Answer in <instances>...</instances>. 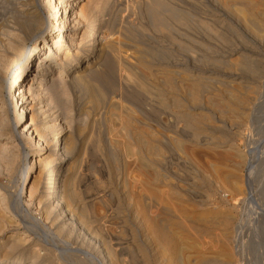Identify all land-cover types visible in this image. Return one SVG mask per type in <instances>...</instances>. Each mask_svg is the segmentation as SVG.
Segmentation results:
<instances>
[{"label":"rangeland","instance_id":"rangeland-1","mask_svg":"<svg viewBox=\"0 0 264 264\" xmlns=\"http://www.w3.org/2000/svg\"><path fill=\"white\" fill-rule=\"evenodd\" d=\"M8 1H11V0H5V1L0 0V5L5 2V6L7 7V8L5 7V10L7 9L9 11V9H12V5L9 4ZM135 1L138 3V0H135ZM135 1L134 0H124L123 4L117 5L118 3H115L114 6L107 8L108 11L106 10L107 11L106 13H108V15L112 14V16H115L117 18L116 19L117 22H119V25L117 23V26L119 29L115 28L117 29L115 31L116 34L114 33L113 35L114 36L113 38H116L115 47L117 49L113 47L112 50L110 49V52L109 51L107 52L108 55L106 54L107 56L105 57V64H103L102 66V69L104 70L101 69L100 71L101 73L99 74L100 76L98 75L96 78H94L93 80H96V81L92 80L93 84L90 85L92 88L95 87V90L93 91L97 90L96 93L101 92L98 90L99 87L101 88L99 89L102 90V92L105 91L103 93V94L105 93L107 94V95L105 94L106 95L105 100L101 102L99 105H96L91 100L90 98L91 92L87 88L81 87V85L64 86L66 84L59 83L60 89L57 90L56 96L55 95L52 96L51 98L47 99V102H46V105H47L46 113L47 114L49 113L48 115H50V117L52 118V119H49L50 120L49 123L53 125L55 124L54 126L56 129V132H58L57 134L58 140L56 144L59 145L62 142H65V145L67 144L69 145L71 149L72 147H73V150L75 149L74 151L73 150L71 151V154L72 152L74 154L72 155L70 154L68 162H67V166H71V169H72V170L70 169L72 171L71 172L72 173V185L74 188L73 191L75 190L74 191L75 204L71 207V210L75 214L74 218L76 220L80 214L82 215V213H79V210L80 212L82 211L83 214L85 213L84 214L85 220H83V222L85 221L84 222L85 224L83 226H80V224L77 223L78 220L77 221L75 219L65 220L67 218L65 216H62V214H60L59 211L57 210H56L57 212L53 211V215L48 218L49 220L48 219L46 220L44 213H43V208L38 207L36 203H28V204L23 203L20 206L18 205L16 206L15 203L11 201L12 199H9L10 201L8 203V208L9 210L15 212L14 217L17 220L16 221L17 225H15L14 227L10 226L9 228H6L7 229L6 234L9 235L10 233H17L19 237L22 238L24 247L27 245L26 248L22 246V248L20 249V252H21L20 254H17L19 253L18 252L19 250L16 251L17 253L13 251L11 253L13 255L9 253L10 254L9 256L11 258H14V257L21 258L22 257L23 262L25 264H30L28 252L29 251L32 252L35 249L34 251H36L40 255H43L46 252L50 253L49 262H45L46 264H51V263L52 264H63V263L64 264H105L104 261L102 260L100 250L104 248L103 246L108 245V247L112 248V250H114L113 248L118 249V251L115 250V252L118 254L119 258L121 259V264H146L147 262L148 264H157L158 261L156 260L159 259V255H161L163 259H167L169 255L166 250L164 251L162 247L160 248V246L155 241H153V238L151 236H149L148 238L149 240L144 239L145 238L143 236L144 233L143 232L141 233V231H143V227L146 225V223L145 224H142V223L146 222L147 218L145 217L142 211L141 205L142 206L145 205V207L147 208L148 216H149L148 218L154 217L155 220L160 219L161 221H163L166 217H168L169 218L168 222L169 223L171 222V224H175L177 220H180V218L181 220L183 219V216L181 215L183 208H181V206L185 207L186 209H188V210L185 209L186 215L188 216L185 219L186 222L183 219L184 224L185 223L189 224L188 226L185 224L186 229L190 227V225H192L193 227L191 226L190 228H188L189 230L188 229L185 230L186 232L182 231V233L186 235V233L189 231L188 234L190 235L187 234L188 236L192 237V235H195L193 237H197V238L201 237L202 234L204 233L200 232L202 233L201 235L200 233H198L200 236L197 234V232H199L200 230L196 228L197 226L194 224L195 220L193 219L195 218L197 219L199 214L204 212L201 210V208L205 207V205H201L203 204L204 201H205L204 204H208L211 209L221 208V209L228 210L231 208L230 210L233 212L235 216L234 217L235 219H233V221L231 222L233 226V230H234L235 223L238 220V216L240 217V215L243 214L242 213L243 212L242 208L244 206L243 201L237 200V203L239 205H236L237 203L233 205L234 199L232 200L231 198L233 197V195H229L228 197H226L227 199L226 198L224 199L223 198V188H220L218 185H217L218 189L216 188V184L214 183L215 175H213L214 173L211 168V162H213L216 159H220L217 153L218 151L222 152L223 148L220 146L215 147L216 152L210 149V147L213 146V144L211 143L212 140L210 139L211 132H209L210 128L209 127L207 128L206 124L204 123L206 122L208 123L210 116H212V113L210 111L213 110L214 107L217 108V106L215 105H218V104H220L218 105V107L223 108V110L225 111L224 114H226V117H229V115H231L230 113L231 111H227L229 109L226 110L227 107L224 106L225 102L227 101L225 100V98L228 95L226 90L222 92L221 90L224 89L222 87H221V90H212L213 87H216V85L218 86L220 85V84H217L216 82H219L221 80L222 81L230 80L231 77L230 76L227 77V75L235 73L238 76H240V78L244 77L245 79L243 80H246V81L248 80L249 82L252 83V85L254 84L258 85V91L256 93H252L253 96L255 97L253 104L254 102L256 103L257 100L262 101L264 99V87L262 85V81L264 80V77L260 78V74H258L257 76L252 75V77L254 78H247L249 76L251 77V75H249L248 73H244L237 69L235 70L234 67L233 68L228 67V64L230 65V62H232V60H235V59L237 60L238 57L240 58V60H242L243 58L245 59L246 57H248V59L258 58L259 60L252 64L258 69L259 72H261V70L264 67V63L260 60L262 58V51L259 50L257 52L258 43L260 42L258 40L260 39L257 38L256 36H254L256 38H253L252 35H251L252 37L250 36V33L247 32V30L244 28V25L241 22H239V19H237L238 17H236L237 15L233 10L234 7L244 8L248 0H160V1H163L165 4L166 3L168 4V6L166 7L170 6V8L172 7L174 9L173 11H175L174 12L175 14L173 13L172 10H171L172 12L165 11L167 15L163 12L162 17H163L165 26L157 22L153 18L152 14L151 13L148 14L149 12L148 11L146 12L142 6L141 7L137 6L139 5L141 0H139V3L137 5ZM263 1L264 0H253V2L254 3L256 2L257 4L256 8H259V9L263 8L262 7L264 3ZM175 6L178 8H176ZM230 9H232L233 11H231ZM169 12L172 13L170 16L168 15ZM50 13H52V9L49 10V14ZM164 14L167 16L165 20H164V16H165ZM175 16H177V18ZM177 20H179V22L181 21V23H179ZM183 24H186V25H183ZM255 26L258 27L259 29H262V28L264 29V27L260 28L259 25L257 26V24ZM258 28H255V30H257ZM257 31L259 32L260 30H257ZM246 32L247 34H245ZM102 35L105 37H110L112 34L109 33V31H105ZM251 38L253 39V42H250L249 39ZM247 42H249L250 44H248ZM251 45L256 46V47H253ZM249 47L251 48L249 49ZM254 48L255 49L257 48V49L252 50ZM114 49L116 50L115 52L119 51L120 55H124V56L127 55L126 57L129 60L130 59L132 60L133 57L134 59L132 61H135L137 59L140 60V58L142 60H146V61L148 60L150 61L149 62L150 67L151 66L154 67L155 65V68L159 66L161 67L162 65V67L164 66L166 70L168 71L170 70L168 72L170 76H177L180 71L181 74L179 75H182V76L185 75V77L188 76V74L189 75L191 74L193 76H207L210 78H214L216 82L209 80L210 81L209 84L211 83L209 88L208 89L203 88V89H206V91L201 90L202 89L201 88L199 91H203V92H200V93L198 92L200 95H198L199 98H197V100L198 99L199 100L198 101L196 100V102L193 103L192 102L193 100L191 99V97L189 98V96H192L190 94L192 93L191 92L192 90L189 87L190 85L189 82L179 87L177 86L178 89L176 90H175L176 87L173 86L172 87V89L174 90L173 92L172 90H170L171 86L169 87L168 86L169 84L167 83L166 85V83L164 82V79H163L165 78L163 76L164 74L162 75L159 73H158L159 75L154 74V77H153L150 74L152 72L151 70L144 69L143 71H141L142 68L139 67L138 69H134V71L136 70L134 72L135 73L134 76L136 78L138 77V75L139 77L142 76L143 85H144V88L142 87L143 93L142 94L140 93L137 95V93H139L142 89L141 86L140 87L135 86V88L138 87L137 89L139 90V92L135 88H132V89L130 88L131 90L126 89L127 91L123 90L120 93L119 90L117 89V85L116 86L113 85L112 87H111L112 85L111 83H110L111 85H109L110 81L114 83L113 75L116 70L115 65L111 59L112 56L110 55ZM154 52H156V54H154ZM139 55H142V56H139ZM128 56H130L131 58ZM249 63H251L250 60H249ZM176 70H177V73L175 72ZM183 70L187 75L184 72L182 73ZM234 71H236L237 73ZM102 72L104 75L102 74ZM146 72L148 74H146ZM55 75H56V70H55ZM255 77L257 79H255ZM138 80L142 82L141 78ZM163 84H165L167 87ZM205 84H208V81H205ZM160 89H162L161 92L162 93L164 92L165 94L160 93L162 94L160 95L158 93L160 95V96L158 95L159 96L158 98L156 93L159 92ZM146 90H148V92ZM14 91H16L15 93H17L16 89ZM93 91L92 93L94 94L95 92ZM144 91L147 93L145 94ZM214 91L215 92L221 91V93L220 92H217L218 94L216 93L220 97V99L217 95H214ZM222 93L225 94V95L223 94L224 98L223 96H221ZM60 95H61V98H60ZM173 97L175 99L180 100L179 101L180 103L177 101V104H176V102H174ZM208 97H210L211 99ZM221 97L223 98L224 104H223ZM114 98L116 100H119L118 103L121 104L120 106L119 105L118 107L109 106V101ZM151 99L153 102L151 101ZM216 99H219V101L220 100L221 101L219 102ZM161 100H163L164 102ZM160 102L162 105L161 107L159 104ZM213 102L215 104H213ZM89 103H90V106H89ZM207 103L209 105L210 103H212V105L209 106ZM178 104L180 108L178 107ZM180 104H182V106ZM121 106L124 107L128 113L126 112V110L123 111L124 109L121 110ZM191 107L194 108V109H191L192 114H199V117H194V118L192 117L191 118L192 120H191L190 119L191 116L181 117L179 115L180 112L184 113L186 110H190L189 108ZM208 107L212 109H210L209 111ZM148 108L152 110H148ZM158 108L160 109V112H157L156 109ZM153 109H155L154 112H153ZM151 112L156 115H160L161 120H159L160 118L158 116L154 114L152 115ZM250 112L247 111V113H250ZM200 113L202 115L205 114V116L206 115L208 116V114H210L208 117L206 116L208 118V120L206 119L207 120L206 122L204 119H201L202 115ZM123 116L124 117L126 116V118L128 116L130 118V125L132 126L135 132L132 130L130 125L129 126L126 125L125 127V121L122 122ZM257 116L261 121H258L256 123H251L250 122L251 120L249 119V115H248V117L245 118L243 124L241 123L242 125H239L237 131L241 132L242 134L241 133L239 135L225 134L227 135L228 142L233 143V145L236 148H238L242 153L246 152L247 149L249 148V145L247 144H252V143H257L258 144L257 146L260 145L258 149L260 151L262 150L264 151V144H263L264 143V139H263L264 130H262V127L264 126L263 111L259 109L257 112ZM41 117L42 116L39 117V120L40 119L42 120ZM186 117L188 119H185ZM199 119H201L202 121H200ZM28 120H29V117H27V121ZM157 120L162 121V122H159ZM192 122H196V123H192ZM197 122H199L200 124H197ZM196 124L198 125L199 128L196 127L197 126ZM123 125L125 128L123 127ZM127 127H130L129 128L130 131H128L129 129H127ZM194 127L198 131L195 130ZM55 129L51 131L50 130L45 131L44 132L45 137L47 139L48 138L50 139L53 136L52 133L54 132ZM125 129H127L128 133L129 132L131 133V130H132V133L131 134L129 133V135H127L128 133L126 132V135H124L125 134L124 132L126 131ZM143 129L144 130L146 129L145 130L146 132ZM139 132L140 133L144 132L143 134L142 133L141 134L145 135V138H147L148 140L149 138L151 139L152 137H153V140L157 139L154 141L153 140L149 141L150 142L149 144L153 143L155 147L152 144L150 146H153L155 149L153 148L149 150V153L146 152L145 156L150 155L151 157L153 155L151 158L149 156L147 157L148 162L151 163L150 169L152 170H150L149 167H148V170H147V167L146 168L144 167V170L147 171V172L144 171V173L142 172L143 167L141 168L138 160H136L137 155L134 153L135 147L136 148L138 147L136 149L138 151L139 146L138 144H135L136 146H134V143L136 142V140L132 139L136 137L134 136V134L136 135V133H139ZM147 132L157 137H154V136L150 137L151 135L147 137L148 136ZM130 135L132 136V138ZM126 137L128 138L129 141L126 140L127 139ZM260 137L261 138L263 137V138L261 139ZM112 138H114L115 140L114 142H112L113 141ZM158 138H160V140H158ZM123 140L125 141L123 142ZM259 140L260 141L262 140V141L259 142ZM116 141L122 142L125 144H126V141H128L130 145L128 147V143L126 145L119 143L121 147L119 149L118 148L116 149L114 147L115 145L117 146L118 142L116 143ZM157 141L158 142L160 141V143H158ZM110 142H112V145L110 144ZM119 144L117 147H119ZM109 145L113 146V148L115 149L113 150V148H111ZM106 146H109L113 150V152H110L111 151L110 148ZM121 148L123 150H121ZM125 149H127L128 152H126ZM119 150H121V152ZM118 151L120 152V154ZM122 151H124L123 154H121ZM131 151H133L132 154H131ZM21 153H22L20 156L21 166L18 169L15 176L13 177L14 180L12 179V185H15V184L18 185L21 183L18 180L20 178V173L22 172V169L24 166L22 165L24 162L23 150L21 151ZM127 154L130 156H128ZM145 156L144 158L146 159ZM263 159L264 158L259 159L258 164H260V160H261L262 165L257 164V166H260V167L256 168L255 170V172L257 171L256 172L257 174L261 173V175L259 174V177H262V178H257L258 177L256 176L257 174L255 175L256 176L255 178L258 183L256 184L254 183V186L258 187L257 189H259V186L260 188L261 186H263V181H264L263 180L264 176H262L264 174V172L262 171L264 170V165H263L264 160ZM259 169H261L262 172H260ZM240 170H241V175L244 177L246 173L244 164L241 165ZM155 171L156 173L158 172L157 173L158 175L154 173ZM35 172H33V175L35 174ZM130 173L131 175H129ZM212 175H213V178H212ZM148 176L150 179L147 178ZM31 178L30 180H32ZM143 178L145 181L143 180ZM146 179L148 180V183L150 184L146 183L147 181ZM261 179L262 181H260ZM60 180H59V190L62 191L63 188H62V183ZM0 181H1L0 183H3V182L9 183V180H7V178H4V176L2 175H0ZM25 183L26 181L22 184V188L25 185ZM151 185H153L152 186L153 189ZM145 187L146 188L150 187L149 189L150 192L149 190L147 191L148 188L146 189ZM139 190L141 192L140 194H138ZM142 193L144 195H141ZM178 196L180 197L178 198ZM141 198H143V200L140 201L142 204L141 203H140L141 205L139 204V209H138L137 204L139 203V199ZM179 202H182V203H179ZM263 202L264 201H262V203ZM180 204H183V205H180ZM164 205H166V207ZM80 206L85 207L86 210L83 207L82 208L85 211L80 209ZM21 207L22 208L24 207V208L22 209ZM12 208H14L15 211L12 210ZM16 208L18 210H16ZM171 208L174 210H172ZM175 211L177 213H174ZM55 213H58V214H55ZM191 213L193 215H191ZM194 213L196 214V216ZM19 214H22L23 216L21 217L23 218H21ZM81 215H80V218L84 219V215H82L83 217ZM180 215L182 217L179 218ZM255 225H256L255 222H253V224L251 223L250 225H248L249 228L246 227L243 233V243L245 244L244 247L246 248V249L244 248V256L246 257L244 258L249 259V260L252 257L251 249L253 247L251 248L252 246L251 243H253V239H255L253 236H251L250 233L252 229L254 230ZM219 226L220 225H217V227L214 226L213 227L214 229L213 230L211 229L210 230L211 232L207 233V235H213L214 231H215L214 235H219V233L221 232L220 230L221 228H219ZM12 227L13 228L16 227L17 230L16 228L13 229ZM57 228H62L61 233L58 231L59 229L57 230ZM195 228L199 231L196 232ZM233 230H232L231 235H233ZM177 231L180 234L181 231L180 230H177ZM51 233H53L55 236H53V234ZM140 234H143V235H140ZM183 234H180V235H183ZM204 235H203L204 238L203 236L202 238L204 241L207 240L205 242V245L207 244L206 247L208 249H206L205 247L203 248L201 247V248L203 249V251H206L207 254L212 255V253L217 251V247L215 248V244H209L208 242L210 241L209 237L206 234ZM142 236L144 238H142ZM143 239L145 242L142 241ZM150 239L152 242L150 241ZM26 241L28 244L24 243ZM141 242L144 243V246L141 244ZM104 243H108V244L105 245ZM29 244L31 245L33 249L29 247L30 246ZM208 244L211 246L209 247ZM138 245L141 247V249L139 248ZM142 248L145 251L147 249L145 253L148 254L146 255L149 256L150 260L148 259V257L147 258H145L146 256L144 257L145 253L144 251H142L143 250ZM24 249L25 250L28 249V250L25 251ZM210 250L211 252H209ZM189 251L191 252V250L183 249V252H181L183 256L180 254L181 256L179 255V257L183 258L185 255H186L185 257H187L190 254ZM144 258L145 260L146 259L147 260L145 261ZM185 259L186 258H183V261ZM251 260L249 261V263L253 261ZM41 263L45 264L44 262H38L37 264H41Z\"/></svg>","mask_w":264,"mask_h":264},{"label":"bare ground","instance_id":"bare-ground-1","mask_svg":"<svg viewBox=\"0 0 264 264\" xmlns=\"http://www.w3.org/2000/svg\"><path fill=\"white\" fill-rule=\"evenodd\" d=\"M123 1L124 0H11V1H8V3L12 5V9H9V11L7 9H6L7 11L5 10V7H6L5 2L0 5V175L4 176V178H7V180H9V183H5V182L0 183V264H25L23 262L22 257L21 258H19V257L11 258L9 256L13 251L16 252L17 250H19L18 251L19 253H17V252L16 253L20 254L21 253L20 249L22 248V246L24 247L23 240L21 237H19V235L17 233H10L9 235L6 234L7 233L6 228H9L10 226L14 227L15 225H17V222H16L17 220L14 217L15 212L9 210V208H8V203L10 201L9 199H12L11 201L14 202L16 206L17 205L20 206L23 203L24 204L36 203V205L38 207L43 208V213H44L46 220L50 216H52L53 211L55 212L56 210L59 211V213L62 214V216H65L67 218L65 220H74L75 219L74 218L75 214L71 210V207L75 204V194H74L75 190L73 191L74 188L72 185V173H71L72 169H71V166H67V162H68L69 156L71 154V151L73 150V147L71 149L69 147V145H67V144L65 145V142H62L59 145L56 144V142L58 140V137H57L58 132H56V129L54 126L55 124L53 125V124L49 123L50 122L49 119H52V118L50 117V115H48L49 113L48 114L46 113V107H47L46 102H47V99L51 98L54 95L56 96L57 90L60 89L59 83L66 84L64 86L81 85V87L87 88L91 92L90 93L91 94V96H90L91 100L96 105H99L101 102H103L105 100L106 95H107L106 93H105L106 95L103 94L105 91L102 92V90H100L101 88L98 86L100 88V89L98 88V90L101 92L96 93L97 90L93 91V90H95V87L92 88L90 85L93 84L92 80L94 78H96L101 73L100 71L102 69V66H103V64H105V57L108 55L107 52L108 51L110 52V49L112 50L113 47L116 46V44H115L116 38H113L114 37L113 35H114L115 31L117 30L115 28H118L117 23L119 25V22H117V20H116L117 18L115 16H112V14L108 15V13H106L108 11L107 8L114 6L115 3H118L117 5L123 4ZM138 3H139V0H138ZM138 3L136 2V5ZM166 4L160 0H141L139 5H137V6H140V7L142 6L146 12L147 11L149 12L148 14H150V13L152 14L153 18L157 22L164 25V21H163V17H162L163 12L165 13V11L168 12V11L174 10L172 7L170 8V6L166 7V6H168V4L167 5ZM243 4H244V2H243ZM243 4H242V6H243ZM231 7H229V8H231ZM256 7H257L256 2L254 3L253 0H250V1L248 0V2L245 4L244 8L234 7L233 10L237 15L236 17H238L237 19H239V22H241L244 25V28L247 30V32L250 33V36L252 35L253 38L257 37L260 39V40H258L260 42L258 43L257 52L259 50L262 51V58L260 60L264 63V29L262 28L263 29L262 30V29H259L258 27L255 26L257 24V26L259 25L260 28L264 27V3L262 5L263 8L259 9ZM176 8H178V7H176ZM50 9H52V13L49 14ZM140 9H142V8H140ZM230 10L233 11L232 9H230ZM174 12L175 11H173V13ZM165 14L167 15V13H165ZM171 14L172 13H170V12L168 13L169 16ZM166 15L164 16V20H165V18H167ZM177 16H175V17L177 18ZM176 18H175V20H176ZM179 20H177V21L179 22ZM122 21H121V23H122ZM179 23H181V21ZM201 23H203V22H201ZM157 25H158V23H157ZM183 25H186V24H183ZM159 26H161V25H159ZM161 27H163V26H161ZM255 28H258L257 30H260V31L258 32L257 30H255ZM105 31H109V33H111L112 35L110 37L103 36L102 34ZM247 32L245 34H247ZM254 36H256V37H254ZM249 40H250V42H253L252 38ZM117 41H118V39H117ZM247 43L250 44L249 42H247ZM251 46H253V45H251ZM117 47H119V46H117ZM253 47H256V46H253ZM250 48L251 47H249V49ZM256 49L254 48L252 50H256ZM115 51L116 50L114 49L110 54L112 56L111 59L115 65V69H116L115 73L113 75L114 83H112L110 81L109 85L112 84L111 87L113 85H115V86L117 85V89L119 90L120 93L126 89L131 90L132 88H135V86H139V87L141 86V88L142 87L144 88L142 76L139 77L138 74H137L138 75L137 78L134 76L135 75L134 72L136 71V70L134 71V69H138L139 67L142 68L141 71H143L144 69L151 70L152 72L150 74L153 77H154V74H158V73L161 75L164 74L163 75L165 77V78H163L164 82L166 83V85L168 83L169 87L171 86V89L170 88L169 89L172 90L173 92H174V90L172 89L173 86L176 87L175 88V90H176V89H178L177 86L179 87V86L184 85L187 82H189V84H190L189 87L192 90L191 91L192 93H190L192 96H189V98L191 97V99L193 100L192 101L193 103L196 102L197 98H199L198 97V95H200L199 93L203 92V91H199L201 88H202L201 90L206 91V89H203V88L208 89L210 84H211V83L209 84V82L211 80L213 82H216L214 78H210L207 76H193L191 74L190 75L188 74V76L185 77V75H183V76L179 75V74H181L180 71H179L177 76H170V74L168 73L170 70L169 71L166 70L164 66L162 67V65H161V67L159 66L157 68H155V65H154V67L151 66L152 67L151 68L150 63H149L150 61H148V60H147L148 61L147 62L146 60H142L140 58V60L137 59L135 61H132L134 59V57L132 60L131 59L129 60L126 57L127 55H125V56L120 55V52L118 50H117L118 52H115ZM147 54H148V52H147ZM154 54H156V52H154ZM139 56H142V55H139ZM128 57H130V56H128ZM238 58H237V60H238ZM241 59H242V57H241ZM237 60L236 59L232 60V62H230V60H229L230 65L228 64V67H231V68L234 67L235 70L237 69V70H240L244 73H248L249 75H251V77L249 76L247 78H254V77H252V75L257 76L258 74H260V78L264 77V67L261 70V72H259L258 69L252 64V63H255L256 61H258L259 60L258 58L257 59H255V58L254 59H248V57H246L245 59L243 58L242 60H240V58H239V60L238 61ZM249 60L251 63H249ZM106 62H107V60H106ZM151 63H152V61H151ZM261 66H262V64H261ZM55 70H56V75H55ZM102 70H104V69H102ZM137 71H139V70H137ZM172 72H170V73H172ZM175 72L177 73V70ZM183 72H184V70L182 71V73ZM234 72H236V71H234ZM102 74H103V72H102ZM146 74H148V73L146 72ZM229 76L231 77L230 80H224V81L221 80L219 82H216L217 84H220V85L219 86L216 85V87H213L212 90H221V87L224 88L221 90L222 92H224V90H226L228 95L225 98V100H227L225 102V104H224L223 98H224V95L226 94V92H225V94L222 93V95L221 94H219V95L223 96V98L221 97L223 104H224V106L227 107L226 110L229 109L227 111H231L230 112L231 115H229V117H226V114H224L225 111L223 110V108L218 107V105H220V104L215 105V106H217V108L213 106L214 109L211 111H210V109H212V108L208 107L209 111L212 113V116H210L208 123L206 121L208 120L207 117L210 114H208V116L206 115L207 117L205 116L204 113H203L204 115H202L201 113L200 114L203 117V118L201 117V119H204L206 122L204 124H206L207 128L208 127L210 128V131H209V132H211L210 139L212 140L211 143L213 144V146L210 147V149L212 151L214 150V152H216L215 147L220 146L223 148L222 152L218 151V153H217V155L220 157V159H216L213 162H211V168H212V171L214 173L213 175H215L214 176V178H215L214 183L216 184V188L218 189V186L220 188H223V198L224 199L226 197H228L229 195H233V197H231L232 200L234 199L233 205H235L237 203V200L243 201L244 206H243V208L241 206V208L243 211L242 213L244 215L242 214V215H240V217L238 216V220L236 218L237 222L235 223L234 230H233V226H232L231 222L233 221V219H235L234 218L235 216H234L233 212L230 210L231 208L228 210L221 209V208L220 209H218V208L211 209L208 204H204L205 201L203 202V204H201V205H205V207L201 208V210L204 212L200 213L199 216L197 217V219L196 218L193 219V220H195L194 224L197 226L196 228L200 230L199 231L195 228L196 232L199 231V232H197V234L202 232V233L207 235V233L211 232L210 231L211 229L212 230L214 229L213 228L214 226H216V227H217V225L221 226V227L219 226V228H221L220 229L221 232L219 233V235H214L215 231L213 232L214 236L213 235H207L210 239V241H208L209 244H215V248L217 247V251L214 252L215 254L212 253V255H210V254H207V252L203 251V249H202L203 247L208 249L206 247L207 244L205 245V242L207 240L206 241L203 240V238L205 236L204 234L200 233V235L201 234H202V236L204 235L203 238H202V236L197 238V237H193L195 235H192V237L188 236V235H190V234H188L189 231L186 233V235L188 234L187 236L182 233V231H185L192 226V225H190V227H188L186 229V225L188 226L189 224H186V223H185L186 225L184 224V220L188 216V215H186V211H185L186 208L185 207L181 206V208H183L181 215L183 216L184 220L183 219L181 220L180 217H182V216L180 215L179 216L180 220H177V222L175 224H171V222L170 223L168 222L169 221L168 217H166L164 219L165 221L164 220L161 221L160 219L155 220L154 217L148 218L149 217L148 216V210L145 207V205L142 206L141 205L142 203L140 202L141 200H143V198L139 199V203L137 204L138 209H139V204L141 203L140 205H141L142 211H143L145 217L147 218L146 222L142 223V224L146 223V225L143 227V231L140 230L141 233L142 232L144 233V235L143 234H140V235H143L145 238L143 236H142V238H144L145 240H147L149 238V236H151L153 238V241H155L160 246V248L162 247V249H164V251L166 250L168 252V255H169V257L167 259H163L161 257V255H159V259L156 258L157 259L156 261H158L157 264H264V205H263L264 202L262 203V201H264V181H263V186H261V188L259 186V189H257L258 187L254 186V183L255 184L258 183L255 177L258 176L257 178H262V177H259V174L261 175V173L258 172L259 174H257L256 173L257 171L255 172V170H256V168L260 167V166H257V164H258V161L260 158L261 159L264 158V156H263L264 151L263 150L260 151L258 149V147L260 145L257 146L258 145L257 143H252V144L246 143L247 145H249V148L247 149L246 152L242 153L238 148H236L233 145V143L228 142L227 135H225V134L239 135L241 132L237 131L238 127H239V125L243 124L245 118H247L248 115H249V119L251 120L250 121L251 123H256L258 121H261L257 116V112L260 109L264 113V99L262 101L257 100V102L256 103L254 102V104H253L255 97L253 96L252 93H256L258 91V85H256V84L252 85V83L249 82L248 80L247 81L243 80V79H245L244 77L240 78V76H238L235 73L227 75V77H229ZM140 78H141L142 82L140 80H138ZM255 79H257V78L255 77ZM93 81H96V80H93ZM205 81H208V84H205ZM145 85H146V83H145ZM163 85H165V84H163ZM262 85L264 87V80L262 81ZM95 86H97V85H95ZM137 88H135V89L138 90ZM141 88H139V89H141ZM143 88L141 89V91L143 90ZM147 88H148V86H147ZM181 88H183V87H181ZM211 88H212V86H211ZM15 89L17 90V93H15L16 92V91H14ZM161 90L162 89H160V91L156 93L157 96L160 93H162ZM92 91L96 93V94L94 93L96 96L92 93ZM141 91L139 92V90H138L139 93H137V95L140 93L142 94L143 91L142 92ZM146 91L148 92V90H146ZM221 91H217V92L221 93ZM147 92H145V94ZM217 92L214 91V95H217L218 94ZM162 94H165V93L163 92ZM162 94H160V95H162ZM159 96H158V98H159ZM171 96H172V94H171ZM212 97H213V95H212ZM60 98H61V95H60ZM169 98H170V96H169ZM169 98H167V99H169ZM173 98H171V99H173ZM175 98H174V102H176V104H177V101L179 102L180 100L175 99ZM208 98H210V97H208ZM219 99H220V97H219ZM219 99H216V100L219 101ZM118 101L119 100H116L115 98L110 100L109 106H113V107H118V105L120 106L121 104L118 103ZM151 101H152V99H151ZM161 101H163V100H161ZM159 104L161 107L162 106L161 102ZM213 104H215V103L213 102ZM180 105L182 106V104H180ZM211 105H212V103H210L209 106H211ZM89 106H90V103H89ZM91 106H92V104H91ZM197 106H199V105H197ZM174 107H175V105H174ZM178 107H179V104H178ZM193 107H195V106H193ZM193 107L189 108L190 110H186L184 113L180 112L179 115L181 117H185V116L190 117L191 116L190 119L192 117L193 118L199 117V114H192L191 109H194ZM158 109H156L157 112H160V109L159 110ZM224 109H225V107H224ZM121 110L125 111L126 109L121 106ZM148 110H152V109L148 108ZM154 110L155 109H153V112H154ZM247 111L248 112L251 111V112L247 113ZM126 112H127V110H126ZM11 113H12V115H11ZM28 114H29V116H28ZM153 114L154 113H152V115ZM154 115H156V114H154ZM40 116H42L41 117L42 120L41 119L39 120ZM156 116H158L160 118V115H156ZM27 117H29L28 121H27ZM130 117H132V116H130ZM124 118H125V120H124ZM127 118H126V116L125 117L123 116L122 122L125 121V127H126V125L127 126L130 125V118L128 116H127ZM226 118H227V120H226ZM185 119H188V118L186 117ZM201 119H199V120L202 121ZM159 120H161V118ZM159 120H157V121H159ZM113 121H114V119H113ZM159 122H162V121H159ZM57 123H58V121H57ZM192 123H196V122H192ZM197 124H200V123L197 122ZM262 126H263V124H262ZM123 127H124V125H123ZM135 127H137V126H135ZM196 127H198V125ZM263 127H262V130H264ZM129 128L130 127H127V129H129ZM131 128H132V126H131ZM53 129H55L54 132L52 133L53 136L50 139L49 138L47 139L44 135L45 134L44 132L47 130L51 131ZM127 129H125L126 131L124 132L125 134L123 133L124 135H126ZM138 129H140V128H138ZM194 129H195V127H194ZM118 130H119V128H118ZM132 130H133V128H132ZM132 130H131V133H132ZM135 130H136V128H135ZM195 130H197V129H195ZM128 131H130V129ZM129 133L127 135H129ZM139 133H136V135L134 134V136H136L135 138H132L133 134H132V136L131 135L130 136L132 139H135L137 142V143L133 142L134 146H136L135 144H138V146H139L138 151L136 150L138 147L137 148L135 147V151L137 153L134 151V149H133V151L137 155V159L136 158L135 159L138 160L141 168L143 167L142 172L144 173V171L147 172L146 170H144V167L145 168L147 167V170H148V167L150 169V166H151V163H149L147 160V157L148 156L150 157V155L147 154L148 156H145L146 155L145 153L146 152L149 153V150H151L155 147L153 145V143H151V144L154 147L150 146L151 144H149L150 143L149 141L153 140L152 136H154V135H151L149 132H147L148 133L147 137H149L150 135H151L150 137H152L151 139L149 138V140H148L147 138H145V135H142L144 132L143 133L141 132L142 134L141 133L139 134ZM147 133H146V135H147ZM217 133H219V134H217ZM256 133H258V132H256ZM209 136H210V134H209ZM154 137H157V136H154ZM112 139H113V141L112 140L111 141L114 142L115 141L114 138H112ZM129 139H130V137H129ZM249 139H250V137H249ZM126 140H128V138ZM154 140H157V139H154ZM158 140H160V138H158ZM124 141L125 140H123V142ZM128 141H126V144L128 143V147H129L130 143ZM131 141H133V140H131ZM254 141H255V139H254ZM261 141L259 140V142H261ZM112 142H110L111 145H112ZM117 142L118 141H116V143ZM119 143H122V142H118L117 146ZM158 143H160V141ZM108 144H109V142H108ZM122 144H125V143H122ZM155 144H157V143H155ZM70 145H72V144H70ZM261 145H262V143H261ZM109 146H106V147L113 148V146H110V147ZM117 146L115 145L114 147L116 149L117 148L119 149L121 147L120 144H119V147H117ZM111 148H110V150H111L110 152H113V150L115 148H113V150ZM122 148H124V147H122ZM122 148H121V150H123ZM157 148H158V146H157ZM22 150H23V158H24V162L22 165H24V166H23L22 172L20 173V178L18 180L21 183L18 185L17 184L12 185V179L21 166L20 156L22 154L21 153ZM121 150H119V151L121 152ZM125 150H126V152H128L127 149H125ZM124 151H122L121 154H123ZM133 151H131V154ZM158 151H159V149H158ZM120 152H119V154H120ZM152 152H153V150H152ZM72 154H74V153L72 152ZM128 154H130V153H128ZM159 154H160V152H159ZM159 154H157V155H159ZM107 155H108V153H107ZM128 156H130V155H128ZM144 156L146 157V159L144 158ZM114 157H116V156H114ZM231 157H233V158H231ZM234 158H236L237 160ZM243 164H244L245 170H246L244 177L241 175V170H240L241 165H243ZM258 165H262L261 160H260V164H258ZM261 169H259V171L264 172V170L261 171ZM150 170H152V169H150ZM33 172H35L34 175H33ZM154 173H156V171ZM129 175H131V173ZM132 175H134V174H132ZM213 175H212V178H213ZM31 176H32V178H31ZM262 176H264V174ZM30 178L32 180H30ZM127 178H129V177H127ZM147 178H149V176ZM59 180L62 183V188H63L62 191L59 190ZM123 180H124V178H123ZM143 180H144V178H143ZM25 181H26V183L22 188V184ZM155 181H157V180H155ZM260 181H262V179ZM149 182H151V181H149ZM146 183L150 184V183H148V180L146 181ZM261 184H262V182H261ZM152 186L153 185H151V187ZM149 189H150V187L147 189V191ZM152 189H153V187H152ZM140 190H139L138 194L141 193ZM149 192H150V190H149ZM217 193H218V191H217ZM141 195H144V194L142 193ZM152 197H153V195H152ZM179 197L180 196H178V198ZM179 203H182V202H179ZM143 204H145V203H143ZM11 205H12V203H11ZM166 205H164V206L166 207ZM180 205H183V204H180ZM236 205H239V204L237 203ZM82 207L80 206V209L84 210L85 207H83L84 209ZM232 209H233V207H232ZM12 210H14V208H12ZM16 210H18V209L16 208ZM172 210H174V209H172ZM186 210H188V209H186ZM16 213H18V212H16ZM79 213H82V215L85 214V213L83 214L82 211L80 212V210H79ZM174 213H177V212L175 211ZM25 214H26V212H25ZM55 214H58V213H55ZM80 215L77 218V220H78L77 223H79L80 226H83L85 224L84 223L85 221L83 222V220H85V215H84V219L80 218ZM191 215H193V214L191 213ZM19 216L21 217L23 215L19 214ZM88 216H90V215H88ZM195 216H196V214H195ZM21 218H23V217H21ZM185 222H186V220H185ZM253 222H255L256 225H255L254 230L252 229L250 234L256 240L253 239V243L250 242L252 245L251 248L253 247L254 249L253 248L251 249L252 250L251 259L253 261L250 259L252 262L249 263L250 260L245 259L246 257L244 256L245 244L243 243V233H244V230L246 229V227L249 228L248 225H250L251 223L253 224ZM18 226H16V227H18ZM15 228H13V229H15ZM97 228H96V230H97ZM16 230H17V228H16ZM57 230L61 233L62 228H57ZM89 230H90V228H89ZM177 230H180L181 231L180 234H183V235H180ZM232 230H233V235H231ZM91 231H93V230H91ZM53 233H51V234H53ZM53 236H55V235L53 234ZM200 238H202V239H200ZM144 239L142 240L143 242H145ZM150 241H151V239H150ZM24 243L26 244L27 241ZM104 244L106 245L108 243H104ZM109 244H111V243H109ZM141 244L144 246V243L141 242ZM145 244H147V243H145ZM26 246L24 248H26ZM210 246L211 245H209V247ZM29 247H31V245ZM103 247L104 248L101 249L100 252H101L102 260L104 261L105 264H121V259L119 258L118 254L115 252V250L118 251V249L113 248L114 250H112V248L108 247V245L103 246ZM114 247H115V245H114ZM139 248L141 249L140 246H139ZM48 249H50V248H48ZM183 249L191 250V252L189 251L190 254L187 257H185L186 255L183 257V258H186L184 261H183V258L179 257L181 252H183ZM27 250H25V251H27ZM34 250L32 252L31 251L28 252L30 264H37L38 262H44V263L49 262V259H50V253L49 252H46V253L44 252L45 254L40 255L39 253H37ZM142 251H144V253H145L147 251V249H146V251L144 249ZM209 252H211V250ZM146 254L147 253H145L144 257L146 256L145 258L148 257V259H149V256H147L148 254L147 255ZM11 255H13V254H11ZM181 255L183 256V254H181ZM145 258H144V260H145ZM146 264H148V262Z\"/></svg>","mask_w":264,"mask_h":264}]
</instances>
